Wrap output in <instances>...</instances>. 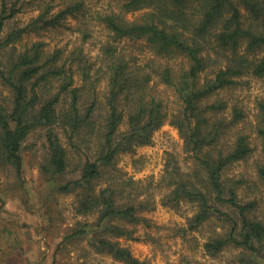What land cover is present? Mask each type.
Listing matches in <instances>:
<instances>
[{
  "label": "trees",
  "instance_id": "16d2710c",
  "mask_svg": "<svg viewBox=\"0 0 264 264\" xmlns=\"http://www.w3.org/2000/svg\"><path fill=\"white\" fill-rule=\"evenodd\" d=\"M53 1L43 0L30 23L5 31L24 0H0V171H9L22 187V144L34 129L43 130L40 172L48 182L79 173L53 191L76 194L75 213L87 219L62 241L87 240L92 251L119 264H154L120 244L119 238L137 239L136 227L156 202L140 181L119 174L116 161L151 144L153 133L168 123L178 130L190 162L168 158L160 182L167 191L159 203L195 208L176 234L206 229V255L232 247L241 264L264 262V97L247 120L243 106L220 96L244 76L264 78V0H124V11H146L134 20L96 11L109 37L95 58L81 46L67 54L46 52L41 42L17 52L24 34L86 5L59 0L63 8L51 16ZM79 30L85 42L91 32L84 23ZM126 40L142 41L153 58L135 66L119 46ZM158 81L171 91L173 106ZM77 156L79 164L72 159ZM251 158L254 179L231 172ZM163 264L203 263L184 257Z\"/></svg>",
  "mask_w": 264,
  "mask_h": 264
},
{
  "label": "rangeland",
  "instance_id": "374dc122",
  "mask_svg": "<svg viewBox=\"0 0 264 264\" xmlns=\"http://www.w3.org/2000/svg\"><path fill=\"white\" fill-rule=\"evenodd\" d=\"M53 4L50 15L63 8L59 0H54ZM123 4L124 0H86L84 9L64 16L53 25L24 34L15 43L16 50L21 52L31 44L41 42L46 52L63 49L62 52L67 54L72 48L81 46L86 55L95 58L100 44L109 37L104 26L95 20L96 11L122 12L129 20L138 19L146 11L145 8L124 11ZM41 6L43 0H24L21 12L8 22L5 31L9 26L21 28L30 23ZM82 23L91 32L85 42H82L79 30ZM119 46L128 56L134 57L132 64L135 66L153 58L142 41L126 40ZM179 61L180 58H171L170 63ZM98 88L103 91L105 81L102 80ZM157 89L164 91L163 96L170 100L168 103L174 100L171 91L165 90L159 81ZM220 96L224 100L237 101L247 112L246 119L253 120L256 100L264 97V78L244 76L239 85ZM169 106L173 105L170 103ZM124 129L122 126L121 130ZM43 133V130L34 129L22 144V187L14 183L9 171H0V264H119L108 254L92 251L87 240L62 241L78 221L87 219L75 213L76 194H59L53 189L55 185L77 178L79 173L69 172L55 181L46 180L40 172L45 154ZM171 156L190 162L178 130L165 123L153 133L151 144L117 157L119 174L140 181L142 186L150 189L156 202L155 209L143 214L146 222L136 227L134 236L137 239L119 238L120 244L128 247L133 256L154 264L176 262L184 257L203 264H241L237 259L238 250L232 247L214 257L206 255L202 250L206 229L201 233H188L185 237L176 234L175 229L184 225L186 217L191 216L195 208L192 204L182 203L175 210L159 203L167 191L160 182ZM72 159L79 164V156ZM252 161L253 158L247 163L235 164L231 172L234 175L247 172L254 179ZM256 264L264 262L257 260Z\"/></svg>",
  "mask_w": 264,
  "mask_h": 264
}]
</instances>
